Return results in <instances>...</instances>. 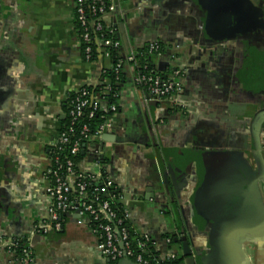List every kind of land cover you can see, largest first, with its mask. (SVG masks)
<instances>
[{
    "label": "crops",
    "instance_id": "crops-1",
    "mask_svg": "<svg viewBox=\"0 0 264 264\" xmlns=\"http://www.w3.org/2000/svg\"><path fill=\"white\" fill-rule=\"evenodd\" d=\"M115 1L120 15L104 22L120 28L119 56L162 44L165 55L153 58L156 69L170 74L177 60L181 92L177 110L165 101L154 107L135 85V69L125 64L113 127L86 145L79 172L95 174L93 158L102 154L123 195L129 227L155 242L161 258L168 236L188 234L191 256L184 257L179 243L181 264L188 258L264 264V178L244 176L245 166L262 174L247 162L252 124L264 104L262 53L253 40L247 49L249 39L242 36L246 16L240 13L248 1ZM229 8L238 11L241 30L217 34L212 9ZM104 60H83L73 0H0V238L31 240L30 264H111L87 221L80 225L66 216L60 233L31 234L48 219L44 172L48 148L66 118V99L85 85L105 84L103 68L111 70L112 63ZM253 128L258 130L256 121ZM224 156L230 161L218 159ZM160 157L175 172L166 202ZM221 190L224 197L216 200ZM7 260L0 251V264Z\"/></svg>",
    "mask_w": 264,
    "mask_h": 264
},
{
    "label": "built area",
    "instance_id": "built-area-1",
    "mask_svg": "<svg viewBox=\"0 0 264 264\" xmlns=\"http://www.w3.org/2000/svg\"><path fill=\"white\" fill-rule=\"evenodd\" d=\"M73 2L75 22L79 27L83 44V60L87 64H93V61H91L93 57L92 37L89 28L94 27V31L101 32L103 30L101 21L105 16L114 13L116 1H110L109 5L105 4V0H89V3H87V0H73ZM90 17L92 21L89 20ZM109 33H111L110 30ZM96 41L103 59L110 60V50L119 51L121 47L120 40L103 42L98 38ZM103 46L111 49L104 50ZM146 50L153 58L163 55V51L157 42L147 45ZM137 55L141 54L130 51L123 58L124 64L134 67ZM171 59L174 60V57ZM122 69L123 64L120 62L112 68L116 76L121 75ZM144 70L146 71L135 75V85L144 88L152 100L159 103L165 101L169 103L170 107L175 106L176 98L181 92V85L177 82V78L181 75V68L173 65L168 79H163L153 69L148 70L147 67H144ZM107 89L110 90L109 86ZM72 94L73 97L69 98L68 96L66 99L70 128L67 131H61V127L59 128L57 139L52 144L53 152L49 157L50 166L44 172V189L49 199L48 219L34 226L33 234L46 236L51 233H60L63 229L62 219L66 216L75 217L80 225L87 221L91 232L95 234L98 240V249L102 256L111 263L117 264L124 258L130 260V257L133 256L128 241L126 216L113 208L114 198L117 197L118 201L122 202L123 195L117 193L114 181L107 174L104 164L100 163V153H96L95 166L98 170L95 174L77 172L71 159L80 150H83V144L101 139L104 133L113 127V117L117 111V105L116 103L108 105V115L105 117L104 122L93 126L91 120L102 109L100 98L91 94L84 87L78 88ZM83 118H85V122L81 126L79 136H75L73 126L80 123ZM143 240L139 244L142 249L145 248L150 239L144 236ZM29 241L25 240L24 242V249L21 250L22 257L20 259L19 257H13L14 260L10 264L31 263ZM21 242H8L0 238V251L9 256H14L15 250ZM152 244L156 245L155 242H152ZM167 258L173 259L174 255L168 254ZM136 263L147 264L140 255L136 257Z\"/></svg>",
    "mask_w": 264,
    "mask_h": 264
},
{
    "label": "trees",
    "instance_id": "trees-1",
    "mask_svg": "<svg viewBox=\"0 0 264 264\" xmlns=\"http://www.w3.org/2000/svg\"><path fill=\"white\" fill-rule=\"evenodd\" d=\"M110 1L113 0H105V4L109 5ZM87 3H89V0H87ZM89 20L92 21V18L90 17ZM101 25L103 27V30L101 32H96L94 31V27H90L89 31H90V35L92 37V42H91V47H92V59L91 61H93V65H96V63L99 61V54L97 53V41L96 39L100 38L103 42L104 41H119V36H118V31L116 30V28L108 26L105 24L104 19L101 21ZM76 28L79 31V27L76 24ZM109 30L111 31V33H109ZM80 37V41H81V34H79ZM160 49L162 51H164V47L162 44L158 43ZM104 50H108L111 48H108L106 46H103ZM83 50V44L81 42V51ZM138 54L141 55H137L135 57V66L133 67L135 69V75L139 74V73H143V71L145 72L146 70H144V67H147L148 70H154L156 72V74H158L159 76H161L163 79H168L170 74H165L159 71H156L154 69L153 66V57L151 54H148L147 50L144 49L142 51L137 52ZM83 54V51H82ZM124 57H120L118 54V51L116 50H110V61L112 63V68L113 66H115L117 63H122L123 66L124 64ZM100 59L103 60L102 56H100ZM106 70L105 73H103V78L106 81L104 85H101L100 87H92V86H84V88H87L88 91L93 94L94 96H97L98 98H100V102H101V108L99 110V112L96 114V116L91 120V124L93 126L99 125L102 122H104L105 117L108 115L107 112V106L112 104V103H116L117 102V96L119 93V87H120V83L122 81V74L119 76H116L113 72V70ZM171 71V70H170ZM109 86V89H107V87ZM73 94H69V98L73 97ZM65 110H66V118L64 121H61V131H67L70 128V120H69V116H68V106L65 103ZM85 122V118L82 119V121L80 123H77L73 126V134H75V136H79V132L81 130V126L82 124ZM88 143L83 144V148L85 149L86 145ZM82 151L80 150V152L75 156L72 157V161L74 162V169L79 172L78 170V164L81 161V158L83 157L82 155ZM53 152V149L50 150V155ZM61 156V155H60ZM61 158H63L61 156ZM62 160V159H61ZM102 163V160L100 162ZM98 184V183H97ZM117 193H120L119 191ZM123 205L121 204V202L118 201V198L115 197L114 198V202H113V208H116L117 210H119L121 213H123L125 215V211L124 208L122 207ZM126 221V227L128 229V241L130 243V248L133 252V256L130 257V261L133 264H137L136 263V257L138 255H140L142 257L143 261H146L147 264H181L182 259H181V255L179 253V251L177 250L179 248V242H174V239L177 237L176 235H170L168 236L164 241L166 243V255L161 258L160 257V253L158 252L157 246H154L152 244V240L150 239L149 242H147L145 248H141L139 246L140 243H142L143 237L138 236L137 234H135L131 228L128 225L127 220ZM166 241H169L168 243ZM24 242L22 241L18 247L16 248V252L14 257H19V259L22 257V249H24ZM168 254H173L174 258L173 259H169L166 256ZM111 264H115V263H111ZM118 264V263H117Z\"/></svg>",
    "mask_w": 264,
    "mask_h": 264
},
{
    "label": "flooded vegetation",
    "instance_id": "flooded-vegetation-1",
    "mask_svg": "<svg viewBox=\"0 0 264 264\" xmlns=\"http://www.w3.org/2000/svg\"><path fill=\"white\" fill-rule=\"evenodd\" d=\"M237 0H232V2H236ZM248 6L241 12L240 15L242 17L246 16V21L244 22L246 25H244V35L246 36V39H249V44H247V49H252V47L258 48L260 52L262 53V64L264 65V0H247ZM237 12V13H236ZM238 11L235 9H228L227 11L218 10V9H212V21L213 24L217 23L214 26V29L217 30V34L221 33L222 30L224 32L233 33L241 30V26H239V17L237 16ZM242 19V18H241ZM219 21V22H218ZM227 22L225 24H222L220 22ZM236 38V36L234 37ZM232 38V39H234ZM253 40V43L251 44ZM163 55H165V48L163 51ZM162 55V56H163ZM172 58V57H171ZM173 63V61H171ZM153 66L156 71V65L153 61ZM173 69V67L170 68V70ZM264 70V68H263ZM264 75V74H263ZM264 80V79H263ZM179 95V94H178ZM178 98V96H177ZM176 98V102H177ZM175 102V104H177ZM168 103V102H167ZM176 107H170L169 109L174 110ZM168 108V107H166ZM177 110V108H175ZM258 124V130H255L254 123ZM260 126V128H259ZM59 130H57V133L55 135L54 141L51 142L49 148H48V157H50V150H52V144L55 143L57 136H58ZM84 149V148H83ZM251 155H249V159L247 164L250 166L251 164H257L260 167V170L262 171V174L258 175L256 172L249 169V167L245 166L244 169V176L252 182L257 180V178H264V104L262 108L257 112L256 119L254 120L252 124L251 129V146L249 147ZM247 176H250L249 178Z\"/></svg>",
    "mask_w": 264,
    "mask_h": 264
},
{
    "label": "water",
    "instance_id": "water-1",
    "mask_svg": "<svg viewBox=\"0 0 264 264\" xmlns=\"http://www.w3.org/2000/svg\"><path fill=\"white\" fill-rule=\"evenodd\" d=\"M124 13V12H123ZM112 15H114V16H118V15H120V10H119V8H118V6H116V9H115V11H114V13H112ZM125 18V17H124ZM123 18V19H124ZM115 28H116V30L118 31V29H120V28H118L116 25H115ZM119 33V32H118ZM119 35V34H118ZM97 53L99 54V61L98 62H100L102 59H100V56H101V52H100V49H99V46H98V44H97ZM104 62H105V64L106 65H110V60L109 59H105L104 60ZM173 65L174 66H177V67H180L179 66V64H178V62H177V60H175L174 62H173ZM103 70H108L107 68H103ZM85 86H87V85H85ZM147 97H148V99L149 100H152L151 99V97L149 96V95H147ZM150 103H152V105L154 106V107H156L157 105H158V103H157V101H154V100H152V101H150ZM100 140V139H99ZM99 140H97V141H95V142H98ZM96 144V143H95ZM97 149L98 150H100V151H102V146H101V144H99L98 146H97ZM101 157H100V159L102 160V163L104 164V160H103V157H102V154L100 155ZM94 159V161L97 159V156L95 155V158H93ZM213 159V158H212ZM219 160H221V161H223V162H229L230 161V159L229 158H227V156H224V157H219L218 158ZM207 160H210V158H207ZM159 165H160V168H162V169H164L165 171H163L161 174H159V178H161L162 179V181H163V183L160 185V193L162 194V199H163V201H165L166 202V198L164 197V193H165V191H168L169 190V185H170V183H173V182H175V172H174V170L172 169V166H171V164L169 163V162H166L165 161V159H163V158H161L160 157V161H159ZM175 166H179V164H174ZM105 167V166H104ZM105 170H106V167H105ZM248 178L250 177V176H247ZM112 179V178H111ZM226 192V191H225ZM225 192H223L222 190L221 191H218L217 193H216V200H218V198L219 199H221V196H223L224 197V195H222V194H224ZM213 199L215 200V198L213 197ZM171 201V200H170ZM213 201V200H212ZM211 201V202H212ZM172 202V201H171ZM220 209H222V206H221V208ZM75 218V217H74ZM77 218V217H76ZM33 230H34V227L32 228V231H31V234H33L34 232H33ZM34 235V234H33ZM172 235H176L177 236V234H172ZM19 242H21V241H19ZM174 242H179V243H182L183 244V254H184V257H190L191 256V254H190V251H189V246H191L192 245V239L190 238V236H188V234H186V235H184L183 237H181V238H178V237H176L175 239H174ZM29 244H31V240L29 241ZM193 246V245H192ZM3 255L4 256H6L7 258H8V260H7V263L8 264H10V263H12V261L14 260V256H9V255H7L6 253H3ZM198 262V264H199V260H198V258H196V260H192V258H188V264H196ZM186 263V262H185ZM118 264H133L129 259H127V258H124L123 260H121Z\"/></svg>",
    "mask_w": 264,
    "mask_h": 264
}]
</instances>
